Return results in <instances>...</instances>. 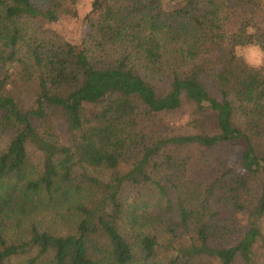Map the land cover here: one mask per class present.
Listing matches in <instances>:
<instances>
[{"label":"trees","instance_id":"16d2710c","mask_svg":"<svg viewBox=\"0 0 264 264\" xmlns=\"http://www.w3.org/2000/svg\"><path fill=\"white\" fill-rule=\"evenodd\" d=\"M80 1L0 0V264H264V0Z\"/></svg>","mask_w":264,"mask_h":264},{"label":"rangeland","instance_id":"374dc122","mask_svg":"<svg viewBox=\"0 0 264 264\" xmlns=\"http://www.w3.org/2000/svg\"><path fill=\"white\" fill-rule=\"evenodd\" d=\"M90 2H91V0H81L80 1L79 5H78V9L80 12L79 13L80 18H82V16L89 9ZM44 26L46 27L47 30L56 32L63 37H68V38L71 37V38H75L78 40L81 37L82 29H83V27H80L81 24H79L78 21H76L74 18H70L68 16L61 18L57 23H51V24L49 23V24H46ZM236 52L239 56L248 57L251 55V52L247 46L237 47ZM188 117H189L188 110L186 108H182L177 112L162 115L161 116V123L167 124L170 127L184 128L187 121H188ZM56 130H57V133L59 135L60 141L64 144H69L70 139H69V136L66 132V129H65L63 122H61V121L56 122ZM204 166H205L204 168H206V170H203L202 166H199L197 168V171L198 172H209V173L212 172V170H207V168H208L207 165H204ZM44 225H46V226H44ZM44 225H43L44 227L50 228L48 223H45Z\"/></svg>","mask_w":264,"mask_h":264},{"label":"clouds","instance_id":"9594fccd","mask_svg":"<svg viewBox=\"0 0 264 264\" xmlns=\"http://www.w3.org/2000/svg\"><path fill=\"white\" fill-rule=\"evenodd\" d=\"M255 31L254 28L249 27L247 32L252 34ZM239 47V46H238ZM251 52V55L248 57L238 56L239 59L243 60V62L250 68L254 70H260L264 68V47H261L259 43H252L247 46ZM235 54V50H234Z\"/></svg>","mask_w":264,"mask_h":264}]
</instances>
